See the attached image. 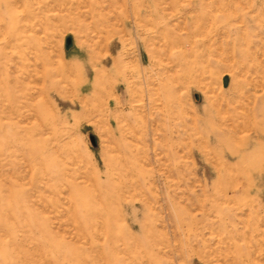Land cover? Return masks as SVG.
I'll return each mask as SVG.
<instances>
[{
  "label": "rangeland",
  "instance_id": "obj_1",
  "mask_svg": "<svg viewBox=\"0 0 264 264\" xmlns=\"http://www.w3.org/2000/svg\"><path fill=\"white\" fill-rule=\"evenodd\" d=\"M0 264H264V0H0Z\"/></svg>",
  "mask_w": 264,
  "mask_h": 264
},
{
  "label": "water",
  "instance_id": "obj_2",
  "mask_svg": "<svg viewBox=\"0 0 264 264\" xmlns=\"http://www.w3.org/2000/svg\"><path fill=\"white\" fill-rule=\"evenodd\" d=\"M90 142H91V144H93V140L92 139H90Z\"/></svg>",
  "mask_w": 264,
  "mask_h": 264
}]
</instances>
